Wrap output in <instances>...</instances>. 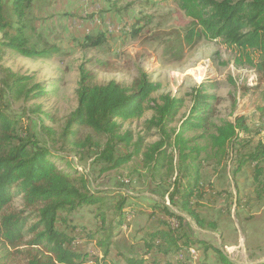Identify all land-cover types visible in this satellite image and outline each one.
Returning a JSON list of instances; mask_svg holds the SVG:
<instances>
[{
	"label": "rangeland",
	"instance_id": "374dc122",
	"mask_svg": "<svg viewBox=\"0 0 264 264\" xmlns=\"http://www.w3.org/2000/svg\"><path fill=\"white\" fill-rule=\"evenodd\" d=\"M3 8L10 25L8 36L12 37L22 24L27 47L50 48L53 54L48 59L23 57L5 45L0 33V112L15 121L17 136H32L50 151L49 159L57 168L77 173L90 192L103 198L107 221L115 216L122 196L133 206L125 209L131 213L114 233L107 264H123L122 254L141 255L143 239L158 227L160 219L176 227L175 221L161 212L163 205L183 216L181 232L194 240L190 245L194 254H184L182 260L168 258L172 264H220L211 248L237 264L264 262V199L256 197V164L249 162L236 172L242 157L260 152L259 144L264 147V67L259 70L256 53L250 65L222 39L188 40L191 20L181 11L179 0H32L22 9L21 18L10 3ZM85 37L103 41L90 47ZM81 67L93 75V86L113 81L131 91L143 74L158 86L143 105L140 117L116 120L118 136L128 134L129 142L118 143L114 153L128 155L137 145L139 152L127 164L106 173H101L105 165L98 157L107 137L69 123L78 106ZM201 83L206 84V94L211 96L207 99L206 123L183 135L188 148L200 149L197 194L201 197L190 200L199 224L178 212L165 195L172 190L179 166L174 137L190 116L194 90ZM163 96L182 102L164 133L149 124ZM237 117L244 119L246 132L239 133L221 153L213 150L209 137L217 127ZM158 142H163L159 159L163 167L153 172V165L143 155ZM170 160L173 173L168 167ZM257 167L264 169V159ZM263 177L261 172L258 179ZM22 208L21 197H15L8 210ZM59 218L67 220L70 230L77 228L74 235L83 236L98 227L94 207L60 214ZM56 226L64 229L59 223ZM24 249L11 252L8 264H25L20 253ZM76 249L87 254L88 260L102 258L100 250L84 240L77 242ZM145 258L147 264L167 261L152 251Z\"/></svg>",
	"mask_w": 264,
	"mask_h": 264
},
{
	"label": "trees",
	"instance_id": "16d2710c",
	"mask_svg": "<svg viewBox=\"0 0 264 264\" xmlns=\"http://www.w3.org/2000/svg\"><path fill=\"white\" fill-rule=\"evenodd\" d=\"M31 1L0 0V33L6 41L5 45L19 55L48 59L53 54L52 49L37 50L27 47L28 40L24 36L25 28L22 24L17 26L12 37L7 34L10 25L4 17V4L10 3L21 18L22 9L30 5ZM179 5L184 15L191 20L190 26L187 27L188 40L201 37L207 40L222 39L225 45L235 47L250 65H253L251 56L256 53L260 59L259 70L264 67V0H179ZM84 41L90 47H96L103 40L99 37H85ZM92 78L91 72L80 68L76 92L78 106L69 123L84 125L94 134L107 137L98 157L105 165L101 173H106L127 164L139 152L137 145L136 150L128 155L114 153L118 143L129 142L128 134L118 136L119 126L116 120L127 121L140 117L144 110L143 105L149 101V96L158 86L150 82L145 74L134 82L131 91L113 81L103 86H93ZM206 92L205 83H201L194 90L193 106L190 110L192 116L181 123L175 134L173 144L177 147L179 166L172 190L165 195L169 204L176 206L178 212L195 219L199 224L197 213L190 207V200L201 197V194H197L200 173L197 155L200 149L188 148V141L183 139V135L206 123L207 99L211 97ZM160 102V105L155 106V115L149 124L164 133V128L172 123L182 102L165 96ZM246 130L242 117L235 118L234 122H225L209 137L213 150L221 153L228 144L237 139L239 133ZM162 146L163 142L155 143L143 155L144 159L153 165V172L163 167L159 161ZM259 146L260 152L240 159L236 172L245 164L254 162L256 197L264 199V177L262 180L258 179L264 169L257 167L258 162L264 159V147L260 144ZM50 155V151L40 146L32 136L25 139L17 136L15 121L0 112V264H8L7 256L11 252L19 253L21 247H26L20 252L25 256V264H107L106 258L113 245L114 233L123 226L127 213H131L125 210L132 206L127 203L129 198L122 196L121 200H118L115 216L107 221L103 198L98 193L90 192L85 180L80 176L76 177L77 173L69 174L57 168L49 159ZM168 167L172 172V160L169 161ZM15 197H21L23 208L9 211L8 207ZM84 207L95 208L98 227L92 232L82 229V232L86 233L83 236L74 235L73 232L77 228L72 227L70 230L67 220L59 218L60 214L76 212ZM161 207V212L169 220L173 219L176 227L173 228L170 222L160 219L157 222L158 227L143 239L145 244L142 254H122L123 264H147L145 257L151 251L160 256L159 259L167 260L164 264H172L168 258L177 260L176 257L185 254L182 252L194 243L191 237L181 232L183 216L167 206ZM28 209L34 210L28 212ZM57 223L63 225L64 229H58ZM79 240H84L87 245L93 244L102 253V258L88 260L87 254L76 249ZM211 249L217 254L220 264H237L230 261L219 249Z\"/></svg>",
	"mask_w": 264,
	"mask_h": 264
},
{
	"label": "bare ground",
	"instance_id": "6f19581e",
	"mask_svg": "<svg viewBox=\"0 0 264 264\" xmlns=\"http://www.w3.org/2000/svg\"><path fill=\"white\" fill-rule=\"evenodd\" d=\"M190 252H194L193 250H191V249H187L186 250V253L187 254H189ZM194 253H192L191 255H193ZM183 256H184V254H179L178 256H177V259H180V260H182V258H183Z\"/></svg>",
	"mask_w": 264,
	"mask_h": 264
},
{
	"label": "built area",
	"instance_id": "2783aa9c",
	"mask_svg": "<svg viewBox=\"0 0 264 264\" xmlns=\"http://www.w3.org/2000/svg\"><path fill=\"white\" fill-rule=\"evenodd\" d=\"M192 253H194V252H190L189 254H186V255L190 256Z\"/></svg>",
	"mask_w": 264,
	"mask_h": 264
},
{
	"label": "crops",
	"instance_id": "0c3cea01",
	"mask_svg": "<svg viewBox=\"0 0 264 264\" xmlns=\"http://www.w3.org/2000/svg\"><path fill=\"white\" fill-rule=\"evenodd\" d=\"M189 249H190V248H189ZM189 249H188V250H189ZM182 253H185V254H187V253H186V251H184V252H182ZM189 257H191V256H189ZM176 259H177V257H176Z\"/></svg>",
	"mask_w": 264,
	"mask_h": 264
}]
</instances>
